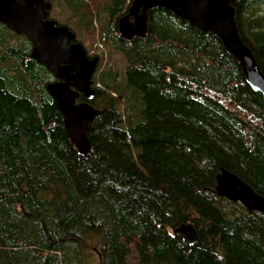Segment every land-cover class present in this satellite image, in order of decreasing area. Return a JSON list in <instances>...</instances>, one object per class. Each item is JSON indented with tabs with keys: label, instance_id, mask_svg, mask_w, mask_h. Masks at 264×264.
I'll return each mask as SVG.
<instances>
[{
	"label": "trees",
	"instance_id": "trees-1",
	"mask_svg": "<svg viewBox=\"0 0 264 264\" xmlns=\"http://www.w3.org/2000/svg\"><path fill=\"white\" fill-rule=\"evenodd\" d=\"M47 1L100 29L125 68L101 69L94 97L77 98L98 112L80 152L46 90L53 75L0 23V264H94L93 252L95 264H264V213L215 191L225 169L264 198V102L237 61L163 8L125 40L132 0ZM234 6L264 74V0ZM183 223L194 242L173 233Z\"/></svg>",
	"mask_w": 264,
	"mask_h": 264
},
{
	"label": "water",
	"instance_id": "water-1",
	"mask_svg": "<svg viewBox=\"0 0 264 264\" xmlns=\"http://www.w3.org/2000/svg\"><path fill=\"white\" fill-rule=\"evenodd\" d=\"M238 0H132L117 20L119 36L125 40L144 37L148 11L163 8L187 21L195 29L215 36L225 51L237 61L245 82L264 102V74L251 49L237 31L235 4ZM51 3L46 0H0V23L32 44L30 57L44 65L55 81L46 85L63 116L71 142L80 151L88 150L86 131L98 112L87 102L77 103L79 95L94 97L92 76L98 56L88 57L83 45L67 26L49 19ZM218 196L240 203L248 211L264 213V198L233 173L221 169L216 176ZM192 243L196 231L189 223L173 230Z\"/></svg>",
	"mask_w": 264,
	"mask_h": 264
},
{
	"label": "rangeland",
	"instance_id": "rangeland-1",
	"mask_svg": "<svg viewBox=\"0 0 264 264\" xmlns=\"http://www.w3.org/2000/svg\"><path fill=\"white\" fill-rule=\"evenodd\" d=\"M103 17H106V15H104ZM49 18L54 19L60 23L61 22L67 23L69 27L71 28V30L74 32L75 39L79 40V42L83 45L87 53V56L88 57H94V56L99 57V61L96 66V70L93 73L92 80L94 76L96 77L98 75L101 69L107 68V67L114 69V71L117 72L118 75L122 76L124 68H125L124 58L122 54H120L117 51H114L112 47L104 46L100 42L99 40L100 34H101L100 29L98 33L96 32L95 34L83 33L81 26L78 24L76 19L72 16V14L66 9L63 3L60 1L53 2V8L51 9L49 13ZM105 19L106 18H103L102 20H100V23L104 22ZM118 99L121 100V97L118 96ZM91 259H92V262H94L95 264V261L97 260V255L95 252H93Z\"/></svg>",
	"mask_w": 264,
	"mask_h": 264
},
{
	"label": "bare ground",
	"instance_id": "bare-ground-1",
	"mask_svg": "<svg viewBox=\"0 0 264 264\" xmlns=\"http://www.w3.org/2000/svg\"><path fill=\"white\" fill-rule=\"evenodd\" d=\"M118 31V30H117Z\"/></svg>",
	"mask_w": 264,
	"mask_h": 264
}]
</instances>
